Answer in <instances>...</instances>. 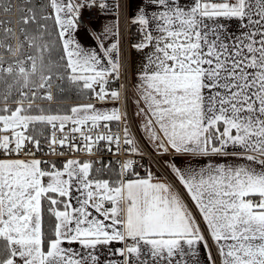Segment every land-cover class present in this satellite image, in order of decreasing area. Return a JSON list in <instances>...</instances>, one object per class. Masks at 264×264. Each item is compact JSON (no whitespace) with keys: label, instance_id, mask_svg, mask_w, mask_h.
<instances>
[{"label":"snow or ice","instance_id":"1","mask_svg":"<svg viewBox=\"0 0 264 264\" xmlns=\"http://www.w3.org/2000/svg\"><path fill=\"white\" fill-rule=\"evenodd\" d=\"M0 264H264V0H0Z\"/></svg>","mask_w":264,"mask_h":264},{"label":"crops","instance_id":"2","mask_svg":"<svg viewBox=\"0 0 264 264\" xmlns=\"http://www.w3.org/2000/svg\"><path fill=\"white\" fill-rule=\"evenodd\" d=\"M94 21H95V23L91 26H94L95 28H99L103 22L100 17H98L97 19H94ZM81 40L86 45L92 44V40L90 38H88L83 32L81 33ZM138 60H139V57L137 56V54L135 52H132V72L133 73L135 72ZM133 81H134V76H133ZM164 159H167V157H165Z\"/></svg>","mask_w":264,"mask_h":264},{"label":"built area","instance_id":"3","mask_svg":"<svg viewBox=\"0 0 264 264\" xmlns=\"http://www.w3.org/2000/svg\"><path fill=\"white\" fill-rule=\"evenodd\" d=\"M98 17H99L98 14L95 13V12H93V14H92V20L97 19ZM85 20H86V21H89V16H88L87 14L85 15ZM131 59H132V53H131ZM128 80H129L130 83L133 82V81H132V75H129ZM130 107H131V106H130ZM137 134L139 135V133H137ZM145 148H146V150H147L149 153H151V149L148 148L147 145H145Z\"/></svg>","mask_w":264,"mask_h":264},{"label":"bare ground","instance_id":"4","mask_svg":"<svg viewBox=\"0 0 264 264\" xmlns=\"http://www.w3.org/2000/svg\"><path fill=\"white\" fill-rule=\"evenodd\" d=\"M88 22V21H87ZM132 81H133V76H132ZM134 82V81H133Z\"/></svg>","mask_w":264,"mask_h":264}]
</instances>
